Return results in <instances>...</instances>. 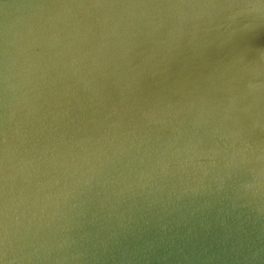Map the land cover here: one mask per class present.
Returning <instances> with one entry per match:
<instances>
[{
    "label": "water",
    "instance_id": "95a60500",
    "mask_svg": "<svg viewBox=\"0 0 264 264\" xmlns=\"http://www.w3.org/2000/svg\"><path fill=\"white\" fill-rule=\"evenodd\" d=\"M0 264H264V0H0Z\"/></svg>",
    "mask_w": 264,
    "mask_h": 264
}]
</instances>
